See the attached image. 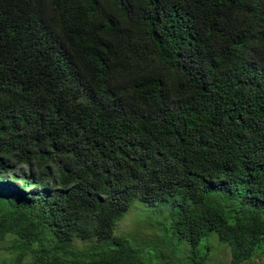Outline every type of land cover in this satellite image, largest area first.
<instances>
[{"label":"trees","instance_id":"1","mask_svg":"<svg viewBox=\"0 0 264 264\" xmlns=\"http://www.w3.org/2000/svg\"><path fill=\"white\" fill-rule=\"evenodd\" d=\"M136 199L152 243L114 233ZM212 232L264 256V0H0V264H206Z\"/></svg>","mask_w":264,"mask_h":264},{"label":"rangeland","instance_id":"2","mask_svg":"<svg viewBox=\"0 0 264 264\" xmlns=\"http://www.w3.org/2000/svg\"><path fill=\"white\" fill-rule=\"evenodd\" d=\"M157 205H159V203L151 205L142 202L139 199L134 200L130 208L124 213V216L117 223H115V235H124L131 240V236L133 235L135 240L140 243L154 242L155 239L159 238L161 235L160 230L155 228V224L157 221L158 224H161L163 222V216L167 213V205ZM211 236L212 238L210 244L212 251L210 252L208 262L206 264H229L231 254L228 245L222 243L215 232H212ZM87 243L88 241L80 239L75 241L77 247H85ZM164 247L168 252H170L168 247ZM179 252V260L177 263L183 264V256L187 253V247L182 246ZM2 255H5V252L0 249V257ZM245 264H264V256L260 255V257H256L251 263Z\"/></svg>","mask_w":264,"mask_h":264}]
</instances>
